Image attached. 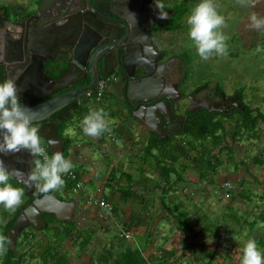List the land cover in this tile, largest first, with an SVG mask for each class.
Masks as SVG:
<instances>
[{"label": "crops", "instance_id": "1", "mask_svg": "<svg viewBox=\"0 0 264 264\" xmlns=\"http://www.w3.org/2000/svg\"><path fill=\"white\" fill-rule=\"evenodd\" d=\"M110 96L113 98L114 94ZM98 107L108 113L110 132L91 137L84 134L80 126L76 139L72 138L73 133L69 129L66 135L74 140L69 151L70 159L83 168L76 173L85 186L91 181H98V164L101 167L107 165L108 169L105 168L104 177L100 180L101 191L94 196L88 191L77 194L68 189L58 191V197L60 192L63 195L61 199L74 202L77 206L72 221L76 224V232L59 245V234L55 229L63 232L67 229L65 226H53L55 229L50 231V240V236L43 231H30V228L17 243L25 264H39L38 259L42 264H117L123 255L135 250H140L143 264H161L163 261L167 264H241L242 248L247 240H256L260 249L264 250V122L256 127L251 139H246L248 145L231 142L236 161H230L227 157L224 163L221 158L224 165L218 174L212 176L218 183L210 184V177L202 180L195 164L191 167L183 156L173 157L176 173L169 177L164 168V164L169 162V145L163 148L164 158L158 160L152 156L158 155L156 151L149 153L145 148L153 137L148 128L145 133L134 134L132 116L124 114L120 107L118 112L121 114H118L115 104L107 105L104 100ZM110 118H114L113 121ZM185 139L182 137L176 142H186ZM98 153L108 162L103 159L96 162ZM112 159H116V163H111ZM230 164L235 167L232 172L229 170ZM116 175L117 182H111V176ZM225 184L232 187L228 193L223 189ZM221 188L223 191L219 192ZM85 195L88 197L82 208L81 200ZM214 195L218 196L220 203L214 199ZM91 198L94 202H109L115 209L114 216L99 218L101 210L95 205L91 206ZM3 211L7 212L1 206L0 223L5 228L10 218ZM183 213L187 214L191 223L186 231L179 230L177 219ZM205 215L222 216L231 221L225 223L221 230H216L218 234L214 236L204 232L202 218ZM119 224H123L133 238L122 240V236L120 238L116 234L121 239L120 243L114 241L109 244L106 238L110 231L119 233ZM25 236L30 240L26 241ZM54 245L57 247L56 252L52 253L55 260H43L45 251ZM159 250L164 252L162 262L156 255ZM0 258L2 260L1 255Z\"/></svg>", "mask_w": 264, "mask_h": 264}, {"label": "water", "instance_id": "2", "mask_svg": "<svg viewBox=\"0 0 264 264\" xmlns=\"http://www.w3.org/2000/svg\"><path fill=\"white\" fill-rule=\"evenodd\" d=\"M69 4L70 2H66V0H43L38 15L34 18L31 17L27 22V35H21L19 41L8 46L5 55L0 60V64H5L6 66L7 78L16 79L21 93V101L29 109L33 124L41 125L39 128L41 138L47 141L51 153L56 150H61L64 153L65 150L66 142L59 133V123L69 121L82 102L90 94H94L96 92L95 89H98L97 84L94 83L95 79H99L95 60L102 58L105 65V76L107 78L110 77L114 70L113 66L116 64L115 61H117L114 52L118 50L117 43L123 36V32L120 34L119 32L115 33V31L105 30L102 24L93 20L95 18L92 14L89 15V18L83 17V10L77 6L79 19L74 24L71 23L69 28L62 29L57 27L56 23L69 11L71 7ZM90 7L95 15L100 17L103 14L101 8H98L96 4L94 8L91 4ZM122 18L125 20L122 23L127 25L129 20ZM34 21H37L38 24H33ZM140 23L144 24L143 22ZM122 29L127 31L125 27ZM146 33V36H142V42L146 41L147 35L152 39V27L150 24L146 28ZM31 34L33 38L29 37ZM101 38L103 41L99 43ZM60 44L73 47L70 59L71 67L62 79L54 81L44 75L43 63L46 61L44 55L47 53V56L51 57L55 48ZM107 44H111V47L105 48L104 46ZM137 47L138 51L136 54H139L142 60L146 54L142 51V44H138ZM125 58L126 70L128 65L133 62L131 61L133 56L129 57L127 55ZM110 61L112 66L109 64ZM135 63L144 74V64L139 61ZM146 63L152 68L151 72H145L146 75H153V70L162 69L158 67H163V64L159 66V62L151 58ZM86 76H89L93 81L91 85L73 89L65 93V95L45 102L56 93L74 87L75 84L83 81ZM172 88L180 96L177 86H172ZM169 89L170 87L165 85V80L161 76H155L154 79L144 81L143 84L136 86H134L133 82L129 83L128 78H124L112 84L109 93L114 94L118 98L124 96L125 101L135 111L132 113V117L136 122L146 126L153 136H160L164 140L168 139L162 136L168 135L165 130L167 121L164 115L173 120L175 118L174 112L179 108L176 102L177 99L170 94ZM167 95L172 96L173 101L165 97ZM157 97L161 98L158 99ZM141 101H144V107L137 105ZM171 102L176 105L174 106ZM148 103L149 106H147ZM239 106L241 111L245 112L242 104ZM202 107L211 113L223 112L216 107H212L210 103L205 106L202 105ZM130 111H132L131 108ZM227 112L224 110L223 113ZM57 113L59 114L56 120L52 121V116ZM189 113H194V109H190ZM50 141L54 143H50ZM0 155L3 154L0 153ZM3 159L9 170L14 173L12 176L14 182L23 185L25 188L26 196L32 197L34 195L37 197L33 204L23 211L9 233L13 247L17 246L20 235L27 228L33 227L35 232H42L47 228L45 217L48 215L54 216L59 223H69L75 219L77 206L74 202L60 199L55 191L45 193L31 185L28 176L34 164L33 157L28 152L9 153L3 156ZM27 162L29 163L28 169L25 167Z\"/></svg>", "mask_w": 264, "mask_h": 264}, {"label": "flooded vegetation", "instance_id": "3", "mask_svg": "<svg viewBox=\"0 0 264 264\" xmlns=\"http://www.w3.org/2000/svg\"><path fill=\"white\" fill-rule=\"evenodd\" d=\"M42 1L43 0H25L21 5L13 4L9 6L0 7V60L5 55L8 46L13 45L17 41H19L21 35L24 36L27 35V29H28L27 22L31 17L34 18L35 16L38 15L42 7ZM66 2H70L69 6L71 7L67 12V14L63 16L59 22L56 23L57 27L65 29L67 27L69 28V25L71 23L74 24V22H76V20L79 19L78 17L79 13L77 9V7H79V9L83 10L82 11L83 17L89 18L90 17L89 15L92 14L93 17L95 18L92 19L102 24L105 30H109L111 32L115 31V33L119 32L120 34L123 32V36H121V38L119 39V43H117L118 50L114 52L117 61H115L116 64L115 66H113L114 69V70L112 69L113 73L111 74L110 77H108L110 79L111 85L124 78H128L129 83L133 82L134 86H136L139 84H143L144 81H150L154 79L155 76H161L165 80V85L170 87L169 89L170 94L177 99L176 100L174 98L179 108L174 112L175 118L173 120L169 119L167 115H164L167 121L165 130L168 132L169 136L167 134L162 136L163 137L165 136L168 139L163 140L161 139L160 136H153L151 134L153 137H157L161 141H169L171 139L176 140L177 138L181 139L182 137H185L184 134L187 131L186 130L187 125L189 124L191 116L201 111H207L202 107V105L205 106L207 103H210L212 107H216L217 109L223 112L224 110L228 111L227 113L217 112L212 114L228 115V114H234L235 112H242L240 106L238 107V105L242 104V107L244 108L243 106L244 103L241 102V98L238 93H234L233 95H227V93L224 92V89L222 91H219L218 88H216V90L212 92L214 97L212 98L206 97L204 99H198L197 95L195 97L193 93L195 87H193V89L190 92H188L190 94H188L187 91L185 90V86L190 80V79L186 80L185 75L187 71V66L188 64L191 63H188V60L185 57V53L177 54L176 52L172 51V49H170L169 51L165 47L166 42H168V40L171 38L172 35V32L171 30L168 29V27L171 26L170 24H172L174 22V19L177 17V13H176L177 11L171 9H178L177 6L167 7L168 3L166 2V0H161L162 3L165 2L164 11L168 13V18L161 19L159 16V9H157L155 5V0H73V1L66 0ZM90 4L93 6V8L95 7L96 4L98 8H101L103 14L100 17L99 15H95V13L92 12L93 10L91 9ZM22 5L23 8L21 10L15 9L17 8L16 6H22ZM169 5L171 6V4ZM13 17H14V21H13ZM122 17L129 20L127 25L122 23L123 21H125ZM140 22H143L144 24H141ZM34 23L38 24L37 21H34L33 24ZM149 24L152 27L153 42L152 39L148 37V35L146 37V41L142 42L143 40L142 36H146L147 34L146 28L147 26H149ZM124 27L127 28V31H124L122 29ZM29 37L33 38V35L31 34ZM23 40H25V38H23ZM102 41L103 39L101 38L99 43H101ZM159 41L160 44L163 43L165 44V45L163 44L164 47H162L161 45L158 46ZM138 44L140 45L142 44V51L144 52V54L147 55V56L145 55L144 58H142L143 61L139 57V54H136V52L138 51V47H137ZM104 47L109 48L111 47V44L110 45L107 44ZM72 53H73V47L65 44L58 45L55 48V51L51 57H48L46 53V55H44L46 61L43 63L44 75L46 77L51 78L54 81H58L62 79L70 70L71 67L70 59L72 57ZM127 55L129 57L133 56V59H131V61L133 62H131V64H129L127 69L125 70L124 61L126 60L125 56ZM148 57H150L152 60L154 59L157 60L159 62L158 63L159 66H162L163 64V67H158L162 69L153 70V75H146L145 73L147 71L149 72L152 71V68L146 63L147 61H150V58ZM136 61H139L144 64V68H145L144 74L142 73L141 69L138 68V66H136L135 63ZM95 63L97 65V72L99 79H95L94 83L97 84V87H99L98 84H100L104 79H108V78L105 76V67H104L105 65L102 58H97L95 60ZM109 64H111V61L109 62ZM0 66L5 67L6 70L5 64H0ZM110 66H112V64ZM66 67L67 70L64 69ZM182 68H185L186 70L185 72H183L184 77L177 81H174L175 76L178 75L179 77L181 75L180 72H182ZM6 76H7V71H6ZM92 82L93 81L91 80V78L89 76H86V78L83 81L75 84L74 87L56 93L51 99H48L45 102L58 98L62 95H65V93H68L73 89H79L82 87L89 86L92 84ZM111 85L108 87V92ZM172 86L173 87L177 86V91L179 92L180 96H178V94L174 92ZM95 90L97 92L98 89ZM165 97L173 101V99L171 98L172 96L167 95ZM103 98L105 99V97ZM103 98H101V100L98 101L97 99H95V93L90 94L86 98V100L82 102V104L79 106V108L76 110L74 114H76L80 108H85V106L87 107L88 110L92 109L94 106H98L99 103H101L102 100H104ZM157 98L159 99L161 97H157ZM112 103L115 104V106L121 107L122 112H124L125 114H129L130 116H132V113L135 112L133 110V107L129 106L128 103L125 101L124 96H122V98L113 96ZM171 103L174 104V106L176 105L174 102ZM22 104L25 105L23 102ZM137 105H139L140 107H144V101L137 103ZM147 106H149V103L147 104ZM130 108L132 111H130ZM190 109H194V113L190 114L189 113ZM232 111L233 113H231ZM58 114L59 113L52 116V121L56 120ZM131 118L134 122H136V120L133 117ZM60 124L61 123H59V125ZM37 125H39L40 128L41 125L40 124ZM68 129H70V125ZM58 130H59V126H58ZM25 167L27 169L29 168L28 162L25 164ZM27 198H31L32 201L25 207V209H27V207L32 205L33 202L37 199V197H35L34 195L32 197H27ZM27 202L28 201L23 197V203L20 206H23ZM3 213L6 214L7 212L3 211ZM9 221L10 220L7 221L5 227L8 225ZM30 228L24 230L20 235V237L22 238V236H24L25 233H28ZM26 236H25V240L26 241L30 240V237L26 238Z\"/></svg>", "mask_w": 264, "mask_h": 264}, {"label": "rangeland", "instance_id": "4", "mask_svg": "<svg viewBox=\"0 0 264 264\" xmlns=\"http://www.w3.org/2000/svg\"><path fill=\"white\" fill-rule=\"evenodd\" d=\"M24 1L25 0H0V7L13 4L21 5ZM166 2L168 3L167 7H181V9L179 8V10L181 12H186V16L182 21L181 29L178 31H171V38L168 40V42H166V45L164 43L163 44L169 51L170 49H172V51L176 52L177 54L185 53V57L188 60V63L192 60L191 64L187 66V71L185 70V68H182V72H180L181 75L179 77L178 75L175 76L174 81L183 78V72L186 71V73H188V79H190V82L188 81L187 85L185 86V90L187 91V93L190 92L193 87L196 88L198 85L209 83L201 92H196L194 96L196 97L197 95L198 99H204L206 97L212 98L214 97L212 92L216 90L219 85L223 87L224 92H226L227 95H233L234 93L239 92L243 93L245 96L244 102L253 109H259L264 114V27L260 29L250 27V17L253 13L264 17V0H249L247 4H242L240 0H214L217 11L225 18V24L221 26L220 31L227 37L226 43L228 45V51L226 55L213 54L207 60L201 59V57L198 55L196 46L189 36L190 25L187 23L188 16L190 15L192 9L199 3V0H166ZM169 4H171V6ZM163 5H165V2H163ZM16 7L17 8L15 9L21 10L23 8V5ZM163 44H160L159 41L158 46L161 45L162 47H164ZM104 103H106L107 105H111L112 98L110 96H106L104 99ZM119 116L121 117V115H118L117 117ZM110 119H112L113 121L114 118ZM234 119L236 122H238L239 116L236 115ZM74 126L76 127L75 129H73ZM133 127L135 129L134 134L145 133V131H147L146 126L141 125V123L136 122ZM78 128H80V125L79 123H77L76 118H73V123L70 124L69 129L73 133L72 138L74 137L76 139L77 135L79 134ZM185 138L189 139V137ZM178 140L179 139L177 138L176 141ZM239 141L242 142V144L248 145L246 138H243L242 140L239 139ZM208 143H210V141ZM43 144H45L44 141ZM207 145L211 146L210 144ZM252 147L254 148V146ZM96 148H98V146H96ZM200 154L201 149H198L197 153H191V159L187 160L188 165H191V167L192 165L194 166L193 161L197 159ZM227 157L228 155L226 153H223L220 156V158L224 160V163L226 162L225 160ZM232 158L233 159L229 160L236 161V158L235 156H233V154ZM102 159L108 162V160L104 159V157H102V155L98 153L96 155V162ZM111 163H116V159H112ZM73 165L74 170L80 171L83 169L78 163L73 162ZM120 165L121 164L119 163L118 166L120 167ZM105 168L108 169L107 165H103L101 167L98 164V181H91L86 184V186L83 182L84 189L86 190L87 188L86 191L91 193L93 196L101 191L102 184L100 180H102L104 177ZM233 168H235L233 167V164H230L229 170L231 172L233 171ZM85 169H88V167L85 166ZM199 171L200 169L198 168V172ZM209 181L210 184H212L216 181V179L212 177L211 179H209ZM221 183L224 184L223 182ZM223 189L228 193L232 190V187L231 189H228L224 185ZM223 189L221 188L219 192L223 191ZM106 193L107 197H109V190H107ZM60 196L63 195L59 192V197ZM87 197L88 196L85 195L81 200L80 206L82 208L85 207V201L87 200ZM65 199H68V197L65 196ZM214 199H216V201L220 203V199L217 195H214ZM92 201L93 198L89 200V203L92 204L91 206H94V201L93 203ZM217 208L218 205L215 207V209ZM6 211L8 213L7 217L10 218L13 212L8 209H6ZM211 211L212 209L210 210V212ZM233 219L235 218L233 217ZM230 221L231 219H224L222 218V216L210 217L209 215H205L202 218V225L205 228L204 232H208L210 235L216 236L218 234L217 231L221 230V228L224 227L225 223ZM96 226L97 225L93 227ZM2 228L3 227L0 223V231ZM209 228L210 230L208 231L207 229ZM32 230L33 229H30V231ZM43 232L46 236H50L48 240L52 239V232L50 233V231L47 230H43ZM49 233L51 235H49ZM116 234L120 237V233L118 232H109V237L106 238L108 239L109 244L114 243V241L120 243V240H123V238L121 237V239L116 237ZM65 249H67V247H65ZM38 260L39 264H42V261L40 259ZM0 264H2L1 258Z\"/></svg>", "mask_w": 264, "mask_h": 264}, {"label": "clouds", "instance_id": "5", "mask_svg": "<svg viewBox=\"0 0 264 264\" xmlns=\"http://www.w3.org/2000/svg\"><path fill=\"white\" fill-rule=\"evenodd\" d=\"M240 2L247 4L249 0ZM155 5L159 9L160 18H168L161 0H155ZM250 20V27H264V17L253 13ZM187 23L190 25L189 36L201 59L207 60L213 54H227V37L220 31L221 26L225 24V18L217 11L214 0H199L188 16ZM107 93L108 88L102 98L106 97ZM107 116L104 108L96 109L94 106L81 121L83 133L99 137L105 132H110ZM43 145L49 148V145L42 143L40 129L33 124L29 109L21 102L16 79L9 78L0 82V153L3 154L0 155V206L14 212L23 203L24 189L10 183L14 173L9 170L3 159V156L9 153L26 151L33 157L34 167L28 179L35 189L47 193L60 190L65 185L66 179L63 177L73 171L72 160L66 158L61 150L49 155ZM7 243L6 240L0 239V254L7 252ZM242 253L241 264H264V250L260 249L256 240H247Z\"/></svg>", "mask_w": 264, "mask_h": 264}, {"label": "trees", "instance_id": "6", "mask_svg": "<svg viewBox=\"0 0 264 264\" xmlns=\"http://www.w3.org/2000/svg\"><path fill=\"white\" fill-rule=\"evenodd\" d=\"M181 7H178V9H171L174 11H177V17L174 19V22L170 24L171 26L168 27L171 31H178L182 27V21L184 20L186 16V12H181L179 10ZM7 11V9H6ZM192 60L189 62L191 63ZM189 65V64H188ZM67 70V67L64 68ZM63 69V70H64ZM64 70V71H65ZM188 73L185 75V79L187 80ZM6 76V70L5 67L0 66V82H3L4 80H7ZM209 83L199 85L193 90V93L195 94L196 92H200L203 90ZM218 90L222 91L223 87L218 85ZM241 102L244 103L245 96L243 93L239 92L238 93ZM107 96H110V94H107ZM111 97V96H110ZM245 108V112H235L234 114H228V115H221V114H212L209 111H201L193 116H191V119L189 121V124L187 125V131L185 132L184 136L189 137L187 141H182V142H176L175 139H171L169 141H161L157 137H151L152 140L147 143L146 145V151L149 153H153L156 151L158 155H152L155 158H159L158 160H162L164 158V153H163V148L165 145H169L170 148V153L168 156L169 162H166L164 164V168L168 171L169 177L171 176L172 173H176V167H175V162L172 160L173 157H181L183 156L187 160L191 159V152L197 153L198 149H201V154L200 156L193 161V164H195L196 170L198 168L200 169L199 176L201 177L202 180H206L210 177L216 174H218V171L221 166L224 165L223 161H221L220 156L223 153H226L229 157V159H232V153L233 149L231 148V142L233 141L234 144L240 143L239 139L242 140L243 138L251 139L253 136V133L256 131V127L264 122V114L258 109H253L252 107L248 106L247 104H243ZM119 109L118 106H115ZM100 107L96 106V109ZM89 113V110L85 106V108H80L76 114L73 115V117L68 121L61 123L59 125V133L65 140V150L63 155L66 158H70V147L73 144V139L69 137V135H66L67 129L71 123H73V118H76L77 123L81 124V121L85 115ZM118 114H121L118 112ZM116 115V114H115ZM239 116L238 122L235 121V116ZM258 115V117H257ZM129 117V116H128ZM233 125V126H232ZM39 128V125H36ZM81 126V125H80ZM231 139V140H230ZM42 143L43 141L45 142V145H48L47 141L43 138H41ZM73 140V141H72ZM186 140V139H185ZM175 141V142H174ZM201 141V142H200ZM210 141V143H208ZM172 143H177L176 146L171 145ZM207 144H210L211 146H208ZM165 160V159H164ZM77 170L75 171V173ZM78 175V178L80 179V175ZM211 175V176H210ZM117 175L115 177H112L111 182H117ZM67 183L58 191H62L63 189H68L72 190L74 188V183L66 180ZM10 183H13L16 187H21L24 189V198L28 201L26 204L23 206H20L18 209H16L13 213L12 216L10 217V221L8 225L5 228H2L0 231V239L6 240L7 243V252L4 254H0L2 257V262L3 264H25L23 262V255L19 256V250L18 247H13L9 238V233L13 226L15 225L16 221L20 217L21 213L25 209V207L32 201L31 198H27L26 196V191L23 185L17 184L14 182L13 178H10ZM55 191V190H53ZM47 192V193H52ZM86 192V190H85ZM84 192V193H85ZM30 199V200H28ZM61 199V198H60ZM179 217V216H178ZM46 223H47V228L44 230L51 231L54 230L56 225H61L65 226L67 229L63 230L61 232L58 229H55L57 234V240L59 242V245H62L64 241L68 240L71 236L74 235L76 224L73 222L69 223H59L57 219L54 216H46ZM178 219L179 223V230L181 231H186L190 228V221L188 220L187 214L183 213L180 215V218ZM33 229V227H31ZM34 230V229H33ZM35 231V230H34ZM29 236V235H27ZM33 237V236H32ZM20 238V237H19ZM56 246L54 245L53 247H49L45 251V255L43 257V260H47L52 258L55 260V257L52 253L56 252ZM159 252H162V255L164 257V252L162 250H159ZM53 255V257H51ZM157 257L159 258L158 254H156ZM19 256V257H17ZM15 259H18L17 262H15ZM163 259V258H162ZM160 262L162 260L159 258ZM143 256L140 252V250H135V251H129L123 257L120 259V261L117 264H143ZM66 264V263H64ZM161 264H167L166 261H163Z\"/></svg>", "mask_w": 264, "mask_h": 264}, {"label": "built area", "instance_id": "7", "mask_svg": "<svg viewBox=\"0 0 264 264\" xmlns=\"http://www.w3.org/2000/svg\"><path fill=\"white\" fill-rule=\"evenodd\" d=\"M110 84H111V82H110L109 78L104 79L100 83L99 89H98V92L96 95V99L98 101L101 100L103 93L110 86ZM44 147H45L46 151L48 152V154L51 155L49 148L46 146H44ZM63 178L74 183V188H72V190H71L74 194L85 192L83 181L79 180L78 175L74 171H71L70 174L65 175ZM225 187L228 189H231V186L229 184H225ZM92 203H93V201H92ZM93 204L101 210V212L99 213V218L107 219V218H112L114 216L115 209L111 204H109V202H107L105 200H101V201L94 202ZM117 228L119 230L120 235L125 240H131L133 238L132 233L128 232L124 228L123 224L117 225ZM156 254H158L160 259L163 258L162 252H157Z\"/></svg>", "mask_w": 264, "mask_h": 264}, {"label": "bare ground", "instance_id": "8", "mask_svg": "<svg viewBox=\"0 0 264 264\" xmlns=\"http://www.w3.org/2000/svg\"><path fill=\"white\" fill-rule=\"evenodd\" d=\"M143 61V60H142Z\"/></svg>", "mask_w": 264, "mask_h": 264}]
</instances>
